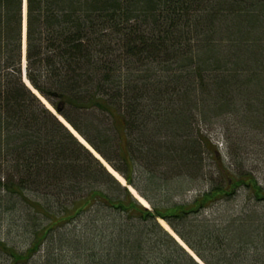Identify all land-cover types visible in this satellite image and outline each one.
Returning <instances> with one entry per match:
<instances>
[{
  "label": "trees",
  "instance_id": "16d2710c",
  "mask_svg": "<svg viewBox=\"0 0 264 264\" xmlns=\"http://www.w3.org/2000/svg\"><path fill=\"white\" fill-rule=\"evenodd\" d=\"M228 116L263 133L264 0H0V264H199L159 219L204 264H264V211L215 223L241 189L264 206L202 132Z\"/></svg>",
  "mask_w": 264,
  "mask_h": 264
},
{
  "label": "rangeland",
  "instance_id": "374dc122",
  "mask_svg": "<svg viewBox=\"0 0 264 264\" xmlns=\"http://www.w3.org/2000/svg\"><path fill=\"white\" fill-rule=\"evenodd\" d=\"M201 128L202 132L205 134L207 133L216 146L218 145V147L220 146V148H222L223 157L226 159L227 163H229V161L231 160L229 159L227 154V146L229 144L227 137L228 134L232 139L233 145L239 147L241 151L239 156V164H237L239 166L236 167L234 165L233 169H235L236 172H240V170H246L250 173L252 172L255 178L259 181V184L264 186V129L262 133V130L258 132L252 130L251 128H244L240 125V122L237 121L236 117L234 116H228L226 119H222L221 122L216 121V124H213L212 128L203 126ZM93 153L95 155L97 154L94 151ZM97 157L100 158L99 154ZM114 161L116 164L123 166L127 169V165L121 160H119V158L114 157ZM103 164L108 171L109 164H107L104 160ZM138 168L139 167L137 166L134 171V174L136 175V182L143 191L149 193L151 185L147 183V173H144L142 176L140 172L136 171L138 170ZM210 168L212 171H215V164L213 162H211ZM201 182L204 181L201 180ZM201 182L199 181L195 185ZM99 188H103V190L109 193L108 186H106L104 183H101V185H99ZM203 189V186H194L190 190H187L186 194L184 195L173 196L172 201L181 203L192 202L198 195L199 190ZM155 194L156 199L159 203L168 195V193H166L165 195L162 192H155ZM253 210L264 211V206L262 207L260 205L255 204L254 201L248 200L247 191L241 189L238 191V195L234 199L228 202H221V204L216 207L215 213L218 218L216 217L217 219L215 220V223L221 224V222L225 221L222 220V218H229L231 216L233 218H236L242 215L244 211ZM209 212L210 210L204 211L205 216H209ZM210 217L212 218L213 216ZM200 218H204V216L202 215L200 216ZM230 221L231 220L226 221L224 226H230L231 224L233 225V223H230ZM18 231L21 232V229H19Z\"/></svg>",
  "mask_w": 264,
  "mask_h": 264
},
{
  "label": "bare ground",
  "instance_id": "6f19581e",
  "mask_svg": "<svg viewBox=\"0 0 264 264\" xmlns=\"http://www.w3.org/2000/svg\"><path fill=\"white\" fill-rule=\"evenodd\" d=\"M25 82L30 86V84H29V82H28V80H26L25 79ZM31 87V86H30ZM38 93V92H37ZM41 97V96H40ZM41 99H42V103H45V105H46V107L51 111V112H53V113H57V117H58V119H61L62 121H63V123H65V124H67L69 127H70V124L69 123H67V121H65L64 119H63V117L58 113V112H56V110L53 108V106L48 102V101H46L45 99H44V97H41ZM71 128V127H70ZM71 130L73 131V133H75V135L79 138V141H80V143L81 144H83V145H86L87 147H88V149L93 153V151L95 152V150L93 149V147L90 145V144H88L84 139H83V137L79 134V133H76L72 128H71ZM87 143V144H86ZM93 150V151H92ZM94 154V153H93ZM95 155V154H94ZM97 156H98V154H96ZM95 155V156H96ZM96 156V157H97ZM100 156V155H99ZM109 170L110 171H112V173L114 174V175H116L117 176V178L120 180V182H121V184L123 183L124 185H126L125 183V179H124V177L121 175V174H119L116 170H114L113 168H112V166H110L109 165ZM131 191H132V193H134V195H136L138 198H139V200L143 203V205H146V206H150L148 203H147V201L145 200V198L143 199V197L140 195L139 196V194L137 193V191H136V189L134 188V187H131ZM160 222H161V225H163L164 226V228L167 230H169L174 236H176V238L177 239H179V241L181 242V244H183L185 247H187L186 245H185V243L183 242V240L179 237V236H177V235H175V233L173 232V230L171 229V227L170 226H168V224H166L165 223V221H163L162 219L160 220ZM184 247V248H185ZM188 248V247H187ZM188 251L192 254V255H194V257L197 259V260H199L200 261V259H199V257H197L196 256V254L190 249V248H188ZM188 252V253H189ZM189 253V254H190ZM196 260V261H197ZM201 262V264H204L202 261H200Z\"/></svg>",
  "mask_w": 264,
  "mask_h": 264
},
{
  "label": "water",
  "instance_id": "95a60500",
  "mask_svg": "<svg viewBox=\"0 0 264 264\" xmlns=\"http://www.w3.org/2000/svg\"><path fill=\"white\" fill-rule=\"evenodd\" d=\"M26 1V0H25ZM36 92V91H35ZM37 93V92H36ZM37 95H39L38 93H37ZM40 96V95H39ZM53 113V112H52ZM54 114H57V113H54ZM60 120V122H62L63 123V121L61 120V119H59ZM64 125L65 126H67L68 127V129H70V131H71V133L72 134H74L73 133V131L71 130V128L67 125V124H65L64 123ZM75 135V134H74ZM76 136V135H75ZM77 137V136H76ZM88 148V147H87ZM99 159V158H98ZM103 163V162H102ZM110 173H112V171H110V170H108ZM112 175H114L113 173H112ZM116 178H117V176L116 175H114ZM118 179V178H117ZM119 180V179H118ZM123 184V183H122ZM124 185V184H123ZM132 192V191H131ZM168 230V229H167ZM170 232V231H169ZM170 234L172 235V236H174L171 232H170ZM175 238H176V236H174ZM176 240H177V242H179L180 244H181V242L179 241V239H177L176 238ZM183 247H185L183 244H181ZM186 248V250L188 251V248L187 247H185ZM189 252V251H188ZM190 253V252H189ZM191 254V253H190ZM192 255V254H191ZM192 257H194V255H192ZM195 258V257H194ZM196 259V258H195ZM197 260V259H196ZM197 262H199L200 264H201V262L199 261V260H197Z\"/></svg>",
  "mask_w": 264,
  "mask_h": 264
}]
</instances>
